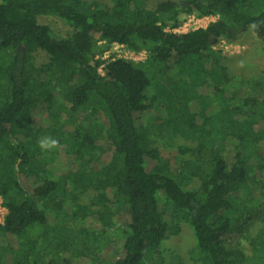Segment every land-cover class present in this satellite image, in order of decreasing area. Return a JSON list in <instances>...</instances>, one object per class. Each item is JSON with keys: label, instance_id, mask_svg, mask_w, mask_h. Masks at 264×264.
Segmentation results:
<instances>
[{"label": "trees", "instance_id": "1", "mask_svg": "<svg viewBox=\"0 0 264 264\" xmlns=\"http://www.w3.org/2000/svg\"><path fill=\"white\" fill-rule=\"evenodd\" d=\"M188 15L217 19L176 32ZM48 16L71 33L56 36ZM253 21L264 0H0V264H169L163 243L184 225L197 263H262V244L255 260L237 241L264 217V87L249 79L238 96L206 65L248 32L264 52ZM100 42L146 58L102 59ZM44 136L60 147L42 151ZM154 136L196 144L167 158Z\"/></svg>", "mask_w": 264, "mask_h": 264}, {"label": "rangeland", "instance_id": "2", "mask_svg": "<svg viewBox=\"0 0 264 264\" xmlns=\"http://www.w3.org/2000/svg\"><path fill=\"white\" fill-rule=\"evenodd\" d=\"M181 18L182 20H184V22L178 28L180 29L179 33H186L199 27H205L210 22L217 19L216 17L199 18L195 15L182 16ZM39 21L42 24L49 25L54 34L58 37H66L72 31L69 26H67L56 17H41ZM167 31H171V29L168 28ZM104 46L105 45H103V42H100L97 45V50L99 52L104 51L102 54L98 53V55L101 56L102 59H107L111 56H117L119 54V51L121 50L119 48H116L115 45L109 46L107 50H105ZM46 59L47 56L44 53L40 52L37 54L35 61L36 64L39 65L45 62ZM212 59L216 60L220 68H225L229 76H233L235 78L236 84L240 86L238 96H243L246 94L247 87L245 82L249 79L257 78L258 82H260L262 87H264V52L262 51V43L254 33L248 32L244 34L236 43H228L224 40L221 41L219 44L213 47L206 61V65H209ZM137 60H139V58ZM101 73H103V71H101ZM200 93L204 94L205 96H209L213 93V90L212 88L204 87L200 89ZM157 114V110L154 109L149 113V117L153 118ZM158 136H154L155 145L167 158L178 156V147L176 145L177 143L187 144L189 146H195L196 144L179 137L175 141V144L169 145L167 140L161 139ZM163 137H166L165 132L162 133V138ZM260 154L264 156V141L261 143ZM62 163L61 168H63L64 165L66 166L68 164L66 160H64V165H62ZM256 174L258 179L264 182V168L262 169L261 174L259 172ZM257 192L258 190L256 191V193ZM89 197V195L83 196L81 201L83 203H88ZM254 241L264 246V217L256 219L249 223L247 230L240 235L237 241L240 242V244L243 246L245 252L250 257H255L256 260L258 256L255 255L253 245ZM121 243V240L116 241V246L114 247L119 248ZM194 248L195 242L192 229L189 226L184 225L179 235L171 237L163 243L162 251L165 263L200 264L192 259V252ZM259 248L260 245L258 246V249ZM250 264H264V260L262 261V263L254 262Z\"/></svg>", "mask_w": 264, "mask_h": 264}, {"label": "built area", "instance_id": "3", "mask_svg": "<svg viewBox=\"0 0 264 264\" xmlns=\"http://www.w3.org/2000/svg\"><path fill=\"white\" fill-rule=\"evenodd\" d=\"M179 30L180 29H177L176 31L179 32ZM113 45H115L116 48L121 49L119 51V54L115 57L125 58V59H129V60H133L135 62L136 61H143L146 58V52L145 51L134 53V52L130 51L129 49H127L123 45H119V44H113ZM138 58H139V60H137ZM6 215H7V209L4 207L2 199L0 198V224H4Z\"/></svg>", "mask_w": 264, "mask_h": 264}, {"label": "clouds", "instance_id": "4", "mask_svg": "<svg viewBox=\"0 0 264 264\" xmlns=\"http://www.w3.org/2000/svg\"><path fill=\"white\" fill-rule=\"evenodd\" d=\"M264 24V21H253L250 25L249 28L251 30H256L260 25ZM38 147L42 151H51L53 149H58L60 147V142L59 140L51 137V136H44L38 140Z\"/></svg>", "mask_w": 264, "mask_h": 264}]
</instances>
